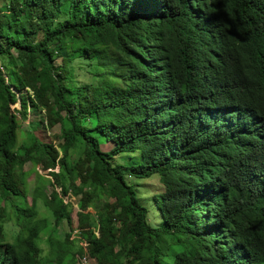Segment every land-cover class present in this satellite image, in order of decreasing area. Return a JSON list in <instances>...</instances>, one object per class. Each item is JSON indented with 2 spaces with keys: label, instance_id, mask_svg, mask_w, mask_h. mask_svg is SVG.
I'll use <instances>...</instances> for the list:
<instances>
[{
  "label": "trees",
  "instance_id": "trees-1",
  "mask_svg": "<svg viewBox=\"0 0 264 264\" xmlns=\"http://www.w3.org/2000/svg\"><path fill=\"white\" fill-rule=\"evenodd\" d=\"M0 59V264H45L37 204L71 224L67 195L52 264H264V0H0ZM18 102L58 144L19 143ZM154 175L147 204L132 179Z\"/></svg>",
  "mask_w": 264,
  "mask_h": 264
},
{
  "label": "rangeland",
  "instance_id": "rangeland-1",
  "mask_svg": "<svg viewBox=\"0 0 264 264\" xmlns=\"http://www.w3.org/2000/svg\"><path fill=\"white\" fill-rule=\"evenodd\" d=\"M58 61H61V59H59ZM7 61L3 62L0 59V70L3 71H7L9 65H7ZM79 80L81 81H86L87 78H85L84 76L80 77ZM41 84L42 86H44L46 89L49 87V81L48 79L44 78L41 80ZM28 112H29V117L26 120H22L20 114H19V110L23 109V105L18 102L17 104L13 105V109L16 112V115L19 116V128H20V136H19V143H21L22 141H27L29 138L33 139V138H39L44 142H54L58 144V138L57 135L60 133L61 129L59 124H54L53 126H47L46 123L40 125V126H35L32 127L31 124H29L32 119L34 118V115L32 114V112L34 111V106H32V104L28 103ZM45 115V111H41L40 112V117ZM39 116L37 117V119L40 118ZM112 148V144H109V146L105 147V150ZM61 149H63L61 147ZM32 160L29 162H26L24 164H21L18 166L17 168V172H24L26 173V183H27V187L29 189V191L32 193V190L35 186V184L37 183V179H38V175L42 174V175H46V172L44 170H42L40 168V163H39V159L40 156L39 154H34L32 155ZM132 181L138 185L139 189H140V195L141 197L143 196V198H145V203L148 204V200H150L154 194L161 192L163 190V185L160 183L159 181V175H154L151 178H144V179H132ZM44 190L49 193L52 190V187L49 184H45L44 185ZM58 191H60V188H58ZM29 194L27 196V198L24 197H19L16 198L14 200V205L16 207V209L19 212H24L25 213V206L26 203L30 204L32 202V194ZM65 201L66 206H68V211L71 214L72 217V222L71 224L67 221V219H64L62 221V223L57 226L55 224V219L54 216L52 214V212L41 202L39 201V203L37 204V209L39 211V215L38 218H48L50 221V226L52 228H56L59 232L58 235L55 236H50L49 231H45L42 232L39 238V244L42 248V261L45 264H52V261L54 260V258L57 255V245L56 243L58 241H63L66 237V233H68L72 226L73 229H77V225H78V217H77V202H78V198L75 196H71V195H67V196H59V198L56 200V204L55 205H60L61 202ZM120 205L122 207L125 206V202L121 201ZM0 207H6L7 209V213L10 214V217H14L15 211H14V207H11V204L8 202L3 201V199L0 196ZM154 208V207H153ZM155 210V208H154ZM92 214L96 213V210H91ZM151 221L154 222H160V220L157 219H153L151 217ZM20 230V226L13 220L10 219L5 223V235H6V240L8 241H15L16 237L19 233ZM73 234H76L75 232H73ZM51 240L54 241L53 244H51ZM83 245H85L83 243ZM75 258V263L74 264H84V261L80 260L78 258V253H76L74 255ZM67 260L71 261L73 260V254L69 253L67 256ZM170 260L163 262V264H168Z\"/></svg>",
  "mask_w": 264,
  "mask_h": 264
},
{
  "label": "built area",
  "instance_id": "built-area-1",
  "mask_svg": "<svg viewBox=\"0 0 264 264\" xmlns=\"http://www.w3.org/2000/svg\"><path fill=\"white\" fill-rule=\"evenodd\" d=\"M81 260L84 261V264H91L86 257H82Z\"/></svg>",
  "mask_w": 264,
  "mask_h": 264
}]
</instances>
